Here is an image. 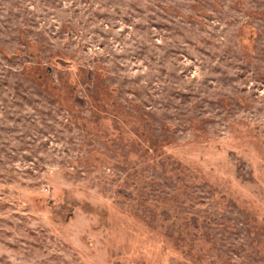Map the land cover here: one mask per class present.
Returning <instances> with one entry per match:
<instances>
[{"label":"rangeland","instance_id":"374dc122","mask_svg":"<svg viewBox=\"0 0 264 264\" xmlns=\"http://www.w3.org/2000/svg\"><path fill=\"white\" fill-rule=\"evenodd\" d=\"M0 264H264V0H0Z\"/></svg>","mask_w":264,"mask_h":264}]
</instances>
